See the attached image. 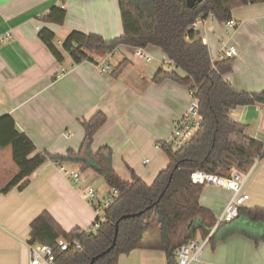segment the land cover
<instances>
[{
	"label": "crops",
	"instance_id": "0c3cea01",
	"mask_svg": "<svg viewBox=\"0 0 264 264\" xmlns=\"http://www.w3.org/2000/svg\"><path fill=\"white\" fill-rule=\"evenodd\" d=\"M54 5L67 9L63 25L40 19ZM231 20L234 25L220 23L209 15L198 24L197 34L208 45L213 59L225 45L237 46L239 53L226 80L242 91H261L264 2L233 9ZM44 26L55 32L59 44L72 30L98 33L107 40L123 33L118 0H0V36L12 35L0 43V116L10 114L17 129L27 134L39 151L63 156L70 149H80L85 136L82 121L103 111L107 121L95 134L94 150L109 146L121 178L131 181L135 174L151 184L169 164L167 154L157 146L192 101L187 86L169 79L157 83L154 76L159 70H174L182 76L184 72L154 46L144 48L154 56L148 63L139 57V48L120 46L113 54L121 53L125 62L118 76L101 72L95 61L74 64L66 55L59 62L38 36ZM112 66L114 70L117 65ZM259 106L256 103L231 109L228 116L244 124L249 137L264 143V113ZM146 158L150 162L143 164ZM58 164L80 172L79 164L57 163L50 158L30 176L24 190L13 188L0 194V264H29L30 225L44 210L66 231L86 230L93 223L95 213L83 191L71 183ZM141 167L147 169L140 173ZM18 171L11 146L0 147V189ZM80 174L82 186L98 190L106 183L92 171ZM246 190L250 199L242 208L264 209V158L252 172ZM230 194L227 189L205 185L199 202L217 220ZM118 264L169 263L164 250L142 248L121 255ZM194 264H264V221L252 223L241 214L224 223L203 259Z\"/></svg>",
	"mask_w": 264,
	"mask_h": 264
},
{
	"label": "trees",
	"instance_id": "16d2710c",
	"mask_svg": "<svg viewBox=\"0 0 264 264\" xmlns=\"http://www.w3.org/2000/svg\"><path fill=\"white\" fill-rule=\"evenodd\" d=\"M263 2L201 0L191 7L188 0H118L123 33L113 39L72 30L59 44L50 27L39 30L40 40L59 62H63L66 55L74 64L96 61L98 56L114 54L120 46L162 49L184 75L174 70H159L154 81L160 83L169 79L187 86L198 103L203 120L197 133L180 150L160 143L169 164L148 184L135 174L131 181L121 178L113 166V151L109 146L94 150L95 134L107 121L103 111L82 121L85 136L80 149H70L63 156L39 151L31 138L17 129L10 114L0 116V147L11 146L19 170L0 189V194H7L13 188L24 190L30 184V176L50 158L57 163L79 164L80 172L92 171L104 178L109 187L107 193L112 188L119 192L106 210L107 222L97 232L81 228L66 231L48 210H44L31 222L29 245L52 246L56 264H91L94 256L112 245L118 220L125 214H137L119 222L115 247L94 264H118L121 255L142 248L164 250L168 263L174 264L181 244L198 238L199 234L201 237L208 234L216 220L199 202L205 185L194 183L191 174L202 170L230 175L233 167L242 172L251 167L263 143L249 137L246 126L231 119L228 112L264 103V89L247 92L234 88L225 78L233 70L234 58L213 61L208 45L191 25L199 17L206 19L209 15L225 23L232 19L233 9ZM66 18L67 9L57 5L40 17L47 24L57 25H63ZM124 63L114 68V76L122 72ZM241 214L252 223L264 221L263 208H241ZM222 225L216 229L212 240ZM59 239H78L82 248L62 251L58 247Z\"/></svg>",
	"mask_w": 264,
	"mask_h": 264
},
{
	"label": "built area",
	"instance_id": "2783aa9c",
	"mask_svg": "<svg viewBox=\"0 0 264 264\" xmlns=\"http://www.w3.org/2000/svg\"><path fill=\"white\" fill-rule=\"evenodd\" d=\"M202 20L199 17L192 25L191 28L197 29L198 24ZM228 25H234V21L229 20L226 22ZM11 34L0 36V43L5 42L7 39H11ZM239 53L237 46L233 44L225 45L222 52L215 60H223L228 58H234ZM138 55L142 61L148 63L154 59L152 53L146 51L144 48L138 49ZM113 54H107L100 59H96V63L100 66L101 72L110 73L113 71V66L110 62V58ZM192 96V95H191ZM260 110L264 113V103L260 104ZM202 116L199 112V106L197 101L192 97V101L185 110L184 114L173 122L172 130L168 137L164 140V143L171 146L174 150H180L188 141L197 133L201 124ZM67 136H69L67 134ZM159 148L161 145L158 144ZM264 154V143L261 153L254 159L253 165L248 172H242L236 168H232L230 175H220L214 173H208L202 170H195L191 174V179L194 183L202 185H214L227 189L231 192L229 199L227 200L225 207L217 218L214 227L208 232V234L201 238L191 239L186 243L179 246L177 250V263L176 264H194L200 262L203 256L212 242L214 232L216 229L226 223L231 222L239 217L240 209L245 206L250 199V194L247 192V184L251 177L252 172L262 160ZM149 158L142 161L143 164H148ZM59 169L66 175L72 184L77 186L83 191L84 196L87 199L88 204L92 207L95 213V219L91 226L87 229L89 232H97L107 222V208L112 204L114 197L119 192L116 188H112L107 194L99 195L95 186L85 185L82 186L81 174L75 169L67 168L62 164H58ZM58 247L62 251L70 249H81L82 244L78 239L66 240L59 239ZM29 264H56L55 249L46 244H34L29 245Z\"/></svg>",
	"mask_w": 264,
	"mask_h": 264
},
{
	"label": "water",
	"instance_id": "95a60500",
	"mask_svg": "<svg viewBox=\"0 0 264 264\" xmlns=\"http://www.w3.org/2000/svg\"><path fill=\"white\" fill-rule=\"evenodd\" d=\"M201 0H188V4L189 6H194L197 2H200ZM197 33H200V30H197ZM137 214H125L123 215L119 220L118 222L116 223V231H115V237H114V241L112 243V245L110 247H108L106 250L98 253L96 256H94L91 260V264H94L96 260L100 259L101 257L105 256L106 254H108L114 247H115V244H116V239H117V234H118V228H119V222L121 220H124L128 217H131V216H135Z\"/></svg>",
	"mask_w": 264,
	"mask_h": 264
},
{
	"label": "rangeland",
	"instance_id": "374dc122",
	"mask_svg": "<svg viewBox=\"0 0 264 264\" xmlns=\"http://www.w3.org/2000/svg\"><path fill=\"white\" fill-rule=\"evenodd\" d=\"M98 59H100V58H98ZM120 61H122L121 53H118L116 56H112L110 58V62H111L112 65H118ZM146 169H147V167H145V168L144 167H141V170H140L141 172L140 173H143L144 170H146ZM99 189H98L99 195H103V194H105L109 190V187H108V185L106 183H104L102 186H100Z\"/></svg>",
	"mask_w": 264,
	"mask_h": 264
}]
</instances>
